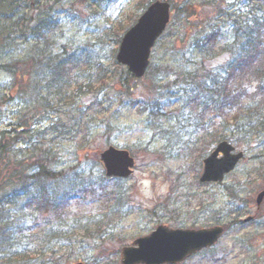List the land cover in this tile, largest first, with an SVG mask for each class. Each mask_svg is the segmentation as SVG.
<instances>
[{
	"label": "rangeland",
	"instance_id": "1",
	"mask_svg": "<svg viewBox=\"0 0 264 264\" xmlns=\"http://www.w3.org/2000/svg\"><path fill=\"white\" fill-rule=\"evenodd\" d=\"M152 1H1L0 134L25 124L29 135L23 137L26 144L13 147L9 162L30 166L25 176L42 164L58 178L26 182L21 175L17 203L0 204V245L35 250L50 239L58 222L47 214L50 209L21 201L25 188L34 186L31 193L37 187L54 192L57 204L67 207L62 224L72 226L67 231L73 237L54 251L60 264H120L119 250L160 224L228 227L218 244L182 264H264V200L260 217L242 223L255 214V197L264 188V128L256 127V117L244 118L245 109L236 122L201 111L207 100L200 95L202 104L193 102L197 79H190L194 73L219 74L238 44V27L264 5L170 0V24L151 50L147 72L136 80L115 56L122 35L141 13V2ZM38 24L44 41L32 35ZM69 56L77 60L63 64ZM48 94L61 103L50 109ZM40 99L49 107L39 106ZM215 136L231 142L243 159L222 183L200 184L202 160L217 144ZM109 146L133 156L129 178L103 177L98 154ZM109 193L111 198L119 194L117 205L108 201ZM71 196L76 198L69 201ZM95 222L104 228L102 239L89 234L88 239L83 231ZM36 223L38 230L30 231Z\"/></svg>",
	"mask_w": 264,
	"mask_h": 264
},
{
	"label": "trees",
	"instance_id": "2",
	"mask_svg": "<svg viewBox=\"0 0 264 264\" xmlns=\"http://www.w3.org/2000/svg\"><path fill=\"white\" fill-rule=\"evenodd\" d=\"M146 0H144L145 2ZM170 1V0H164ZM144 2H141L144 4ZM259 6L264 5V0L257 1ZM151 2H147L141 6V11ZM260 13H250V16L245 17L241 28L235 33L236 44L235 51L232 50L229 61L225 64L226 66L217 75L212 77L205 74L204 76H198L196 73L190 76V79L196 81V96L193 97V102L196 104L200 103V95L202 99L207 100L206 103L202 104L201 111L206 109L212 114L219 113L220 118L227 120L228 122H236L240 119V112L245 109L246 116L244 118H257L258 124L256 127L264 128V11L259 10ZM241 22V23H242ZM33 31L32 35L37 37L40 35L44 41L46 35L43 33L40 24ZM46 41H49V37ZM45 41V42H46ZM39 47V46H37ZM43 47V46H42ZM44 48V47H43ZM39 50V49H38ZM44 50V49H43ZM40 51V50H39ZM42 51V50H41ZM219 54V53H218ZM65 64V63H63ZM58 72V71H57ZM62 76L65 73L62 72ZM220 75V76H218ZM191 81V80H190ZM48 87V86H46ZM39 89V88H36ZM49 90L53 91L52 87L49 86ZM61 103V102H58ZM257 103V105L255 104ZM255 110L253 111V106ZM240 111V112H239ZM234 113V114H232ZM242 115V114H241ZM249 120L245 119L244 121ZM22 127V126H20ZM252 131V126H244ZM219 135V134H218ZM16 138V137H15ZM9 137L1 138L0 140V192L1 189L5 190V195L0 199V204H10V202H16L18 199L15 187L18 185V180L22 175V179L28 181H36L38 177L49 178L52 182H55V178L58 176L52 170L45 169L43 165L36 164L34 170L37 172L32 175L25 176L24 171L29 167H25L22 162H15L11 164L10 149L17 143L16 139ZM223 139V138H222ZM221 140L219 137H212V142ZM5 168V169H2ZM14 168H20L21 171H17ZM58 178V177H57ZM31 185V184H30ZM32 187L30 186L23 194L24 204H33V202H41L44 205V210L50 209L47 214L53 215L56 223L55 230L53 227L50 228V239L43 241L45 247L31 250L29 246L27 248L16 247V244L6 243V245H0V264H60L58 258H56L55 249L58 248L59 243L67 242L73 235L68 233V229L72 226L63 227L64 210L67 208L65 204H57L60 197L54 192L48 194L46 191H29ZM73 192V191H70ZM73 194V193H72ZM115 197L111 198V193L106 194L108 201H115L114 205L119 203V194L114 193ZM76 196H71L68 200L75 199ZM35 204L36 206L40 204ZM66 228V231H65ZM83 231L86 236L98 238L103 237L102 226L96 222L86 223L83 226ZM30 231L38 230V224L36 223L33 227L29 228ZM43 238H47L48 231L43 230L41 232ZM88 236V237H89ZM90 237L88 239H90ZM12 242V240L10 239ZM4 242H6L4 240ZM51 244V245H50ZM15 245V246H14Z\"/></svg>",
	"mask_w": 264,
	"mask_h": 264
},
{
	"label": "water",
	"instance_id": "3",
	"mask_svg": "<svg viewBox=\"0 0 264 264\" xmlns=\"http://www.w3.org/2000/svg\"><path fill=\"white\" fill-rule=\"evenodd\" d=\"M169 8L165 2L150 4L121 38L115 60L127 66L136 78L142 77L147 69L150 50L169 22ZM233 149L228 142L222 141L212 150L203 160L201 183L220 182L235 168L243 154H234ZM128 154L125 150L109 147L99 155L107 177L131 176L134 161ZM219 154L222 157L219 158ZM263 199L264 189L254 202L259 206ZM156 228L148 236L137 238L131 247L122 249L120 264H179L190 255L214 245L224 232L219 226L199 230Z\"/></svg>",
	"mask_w": 264,
	"mask_h": 264
},
{
	"label": "bare ground",
	"instance_id": "4",
	"mask_svg": "<svg viewBox=\"0 0 264 264\" xmlns=\"http://www.w3.org/2000/svg\"><path fill=\"white\" fill-rule=\"evenodd\" d=\"M2 1V0H1ZM1 5V4H0ZM39 51V50H38ZM41 51V50H40ZM39 51V52H40ZM76 58V57H75ZM74 57H72V56H69V58L66 60V61H62L63 63H66V62H68V63H70V62H72V61H74V60H77V59H75ZM47 67L49 66V65H46ZM46 66H44V67H46ZM132 77V76H131ZM133 79H134V77H132ZM81 87H82V85H81ZM49 96H50V99H52V102H51V100H50V105H51V107H50V109H52L54 106H53V103H58V101L56 100V97H55V94H48ZM40 105L39 106H43V108H45V107H49V104L46 102V100H42V99H40V103H39ZM26 125L24 124L22 127H20V128H18V130H16V142H17V144L18 143H21V142H23L24 141V143L26 144L27 142L24 140V136H29L27 133H25L24 131L26 130ZM32 175V174H31Z\"/></svg>",
	"mask_w": 264,
	"mask_h": 264
},
{
	"label": "flooded vegetation",
	"instance_id": "5",
	"mask_svg": "<svg viewBox=\"0 0 264 264\" xmlns=\"http://www.w3.org/2000/svg\"><path fill=\"white\" fill-rule=\"evenodd\" d=\"M0 2H1V0H0Z\"/></svg>",
	"mask_w": 264,
	"mask_h": 264
}]
</instances>
